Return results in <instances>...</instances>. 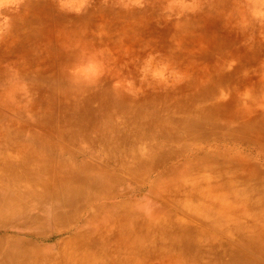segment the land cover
Masks as SVG:
<instances>
[{
  "label": "rangeland",
  "instance_id": "rangeland-1",
  "mask_svg": "<svg viewBox=\"0 0 264 264\" xmlns=\"http://www.w3.org/2000/svg\"><path fill=\"white\" fill-rule=\"evenodd\" d=\"M65 16L73 20L70 22L71 25L63 26L64 22L61 23V19L65 21ZM69 26L79 28L85 41L90 37L99 40L103 35V37L106 35L119 36L104 48L100 45L102 51H98V56L103 59L100 64L102 66L92 64L84 69L85 72L95 73L98 76L103 74L104 77L110 76L113 78L111 79L112 85L125 88L122 97L123 95L132 97L130 108L133 111L146 114L150 110L145 100L152 98L156 101V97H159V101L164 102L170 109L172 108L170 113H177L181 118L180 111L186 108L181 109L180 103L202 97L213 87L215 94L218 95L217 100H222L226 93L227 95L234 94L239 98H237L236 105L241 108L252 107L264 113V0H0V62L6 57L10 63L13 62L10 65L17 64L19 69L23 66L22 64H34L39 58L41 75L46 72L51 79L54 78L56 82H59L60 70L69 64L75 49L76 37L72 28H66ZM133 27L134 30H132ZM35 34L38 36L36 37ZM26 35L32 37L27 44L25 41L29 37ZM26 45L30 49L27 54ZM210 48L213 53H206V50ZM219 55H222V58H219ZM242 59L245 60V67H240L233 72L234 63ZM22 61L23 63L20 64ZM222 66L231 70L233 77H235L234 73H240L239 79L225 80L223 78L225 80L223 81L219 78L213 82L209 80L213 74L222 69ZM77 69L80 71L81 67ZM9 81L8 87H2L0 94L7 97L12 93L11 95L17 96V102L0 105V125L15 123L18 127L17 129L13 127L11 131L7 130L5 133L22 135V133L30 132L31 137L27 141L29 143L39 142L41 145L43 137L53 141L56 149L70 150L72 147L60 142L61 138L53 132L60 127L58 98L53 99L50 106L54 111V117L51 120L54 128L46 132V129L31 124L28 117L37 116L40 111L41 113L45 111L47 106L42 105L43 90L41 89V108L39 112L38 107L34 111V104L40 97L38 92L31 91H37V89L28 83L26 85L23 83L26 87H22L17 86L13 79ZM244 98L254 99L249 102ZM13 107H27L32 111L25 116L26 119L24 116L15 114ZM219 109L221 107H218ZM2 134L0 141L5 138V134L3 132ZM131 138L130 134L118 133L113 141L84 143L91 146L96 144L102 151L107 145L108 151H112L115 149V142H131ZM145 139L147 138L143 140ZM143 140L139 141L142 143ZM159 143L160 141L155 140L153 145L158 148L164 146ZM21 144L24 145V143ZM21 144L7 150L10 155L15 154L14 162L20 172L22 171L20 167L28 160L23 157L24 146ZM100 145L104 146L101 148ZM127 148V144L123 146L124 150ZM73 150L74 147L71 151ZM182 151L184 150L178 151L179 156L175 160L178 164L173 170L175 172L171 174L173 172L171 171L159 179L158 176L163 175L160 169L146 171L148 166L154 163L153 158L145 155L139 162L137 149H130L128 154L106 159L108 165H103L104 162L98 159L103 157L102 152L100 155L97 154L98 156L87 154L85 151H77L73 156L69 154H62V156V151L54 153L50 160L45 161L46 166L42 165L44 162L42 161V175H51L55 179L59 173L57 171L59 165L62 170H79L84 160L93 164V167H103L107 180H101L108 182L105 184L106 189L111 186L113 191L115 189L117 192L125 191L129 194L115 197L113 206L109 204L104 205L103 208H97L95 205L100 203L101 197L108 195L109 191L106 189L104 194H97L83 202L80 205L81 214L92 211L95 214L93 220L95 222H89L88 226H85L86 229L84 227L80 233L74 235L73 233L62 235L52 232L45 236L32 233L30 227L33 228L38 222L40 224L37 226H47L45 223L41 224L40 208L31 207L33 215H30L31 210H29L28 215L15 212L8 217L7 212L5 214L1 212H5L6 208L0 210V264H101L104 260L101 256L117 254L120 245H122V256L127 260L131 255L139 262H148L152 257H157L158 264H171V261L176 258L182 260L180 250L169 251L160 248L151 253L142 250L139 254L133 253L131 247L135 246V243L125 242L130 237L132 238V234L128 231L121 238L115 237L116 240L103 242L109 233L107 226L111 231L119 227L118 222H114L113 219L120 211L111 210L114 206H123L119 209L123 215L133 213L134 221L140 219L141 224L153 227L152 230L156 229L155 225L151 224L150 215L152 213L158 215L156 221L162 217L171 216L181 219L182 225L190 222L193 224L189 218L193 213L203 212L206 207L212 205L221 208L232 206L223 203L218 205L216 202L213 204L212 196L200 200L195 198L206 196L207 191L217 193L224 190L219 185L225 184L227 188H230L231 182L236 187L238 185L246 188L252 187L253 182L255 183L254 179L260 176L257 170L261 168V163L256 158L247 155L249 152L246 151L243 155L249 159L232 154V161L226 164L221 162V158L210 157V164H203V166L199 162V164H191L190 172L186 173L183 172L185 169L182 165L189 167L186 162L190 161L188 158L191 157L188 152L180 155ZM34 155H36L34 158H39L42 154L41 151L36 150ZM4 162L5 164L1 165L0 169L6 167V161ZM69 162L75 164V168L62 164H69ZM163 163L164 160L161 165ZM132 165L134 167L137 165V167L134 168ZM128 169L135 170V172L127 171ZM35 171L40 170H34L33 175H40ZM199 171L201 175L194 173ZM262 171L264 173V169ZM197 176H199L198 179L194 178ZM194 191L195 194H193ZM241 193L242 191L232 193V196H229L231 202L241 197ZM243 196L249 200V195L243 194ZM186 197L189 198L186 200ZM225 199L223 198V201ZM253 205L255 210L263 211L259 213H264L262 201L256 200ZM110 212L113 218L110 219L111 221H104V217ZM190 212L193 213L190 215ZM32 216L36 218L33 219ZM196 221L199 224L192 226L202 227L209 233V236L214 237L195 238L196 245L205 244L204 246L209 248L207 244L212 240L226 237L224 234L214 235L208 228L210 227L209 220ZM83 223V221L80 222L78 230ZM220 223L226 226L229 221L222 218ZM51 227L48 230L56 229L54 224H51ZM108 237L114 239L112 235ZM147 239H149L147 236L139 238L140 244L143 245ZM18 252L15 259L5 257V254ZM199 256V254L192 255L193 258ZM183 258L185 259V255Z\"/></svg>",
  "mask_w": 264,
  "mask_h": 264
},
{
  "label": "bare ground",
  "instance_id": "bare-ground-1",
  "mask_svg": "<svg viewBox=\"0 0 264 264\" xmlns=\"http://www.w3.org/2000/svg\"><path fill=\"white\" fill-rule=\"evenodd\" d=\"M64 19L65 21H63V18L61 19V23L64 22L63 26L71 25L70 22L73 20L67 17ZM66 28H72L74 31L76 37L75 49L69 64L60 70L61 73L58 75L59 82H56L54 78L52 80L49 75H46V72L42 73L43 76L41 75V61L39 58L34 64H22L23 61L20 62L23 66L19 69L17 64L15 66L10 65L13 62L10 63L6 57L0 62V93L2 92V87H8L11 79L17 83V86L26 87L24 84L28 83L37 89V91H29L38 92L37 94L40 98L34 104L33 110L35 111L38 107L39 112L41 108V89L43 90L44 101L42 105L47 106L44 112L41 113L40 111L37 116L30 117L28 113L32 111L31 109L13 107V109L15 108V114L22 117L28 116L31 124L33 123L39 128L46 129V132H50L54 128L51 125L54 111L50 106L52 100L58 98L60 111L58 122H60V127L57 130H53V132L61 138L60 142L66 146L74 147L73 151H71L72 148L70 150L56 149V144L53 141L43 137L41 138V145H39V142L29 143L27 141L30 140V132L22 133V135L7 134L5 133L7 130L11 131V128L18 126L15 123L0 125V137L3 136L2 132L5 134V138L0 141V166L5 164L4 160L6 161V167L0 169V210L6 208L5 212H1L4 214L7 212V217L12 216L15 212L28 215L31 207L34 209L40 208L41 224L45 223L47 226H37L40 224L38 222L33 228L30 227V231L36 235L45 236L52 232L62 235L78 234L86 225L88 226L89 222H95L93 221L95 214L92 211L81 214L80 205L97 194H104L105 184H108V182L101 180H107L103 167H93L90 162L82 160V168L79 170L66 171L62 170L59 165L57 178L54 179V176L51 175H42V161H44L42 165L46 166L45 161L50 160L51 156L56 152L61 153L62 151L61 155L69 154L70 156L75 155L77 151H85L87 154L92 155H100L102 152L104 154L103 157L98 159L104 162L102 163L103 165H108L106 159H113L114 156L128 154L130 149H137L139 162L145 155L153 158L154 163L150 164L146 171L160 169L163 175L160 174L158 179L176 169L178 162H175V160L179 156L178 151L180 149L184 150L180 155L188 152L191 157L188 158L190 161L186 162L190 169L182 165L185 169L183 172L186 173L190 172L191 164L198 162L202 166L203 164H210V157L221 158V162L228 164V162L232 161V154H236L234 155L236 157L241 156V158L249 159L243 155V153L249 152L247 155L256 158L261 163V168L257 170L260 176L254 179L255 183L253 182L254 185L252 187L246 188L238 185L237 188L230 181L232 185H230V188H227L225 184L219 185L224 190H220L217 193L207 191L206 196L195 198L200 200L207 196H212L213 204L216 202L218 205L223 203L232 206L221 208L212 205L206 207L208 211L190 212V215L193 213L189 216L193 224H190V222L185 225H182L181 219H175L171 216L162 217L156 221L158 215L152 213L150 218L151 224L155 225L156 229L154 230H152L153 227H146V224H141L140 219L134 221L133 213L132 215H123V212L119 210L123 206H114L111 210L117 209L120 211L113 219L114 222H118L119 227L115 231H111L107 226L108 236L112 235L114 239L106 236L103 242L121 238L128 231L132 234L133 239L130 237L131 239L129 238L125 242L135 243V246L131 247L135 254H139L140 250L151 253L160 248L169 251L180 250L179 253L182 255V260L176 258L171 261V264H264V213H259L263 211L255 210L253 205L256 200L264 203V173L262 171L264 169V113L256 111L252 107L241 108L236 105L238 97H235L234 94L227 95L226 93L222 100H217L218 95L215 94L213 87L202 97L185 100L184 103H180L181 109L186 108V110L180 111L181 118L177 113H170L172 108L170 109L164 102L159 101V97H156V101L152 100V98L145 100V104L149 106L148 109L150 110L146 114L133 111L130 108L132 97L124 95L122 97L125 88L122 89L120 86L112 85L111 79L113 78L110 76L104 77V74L98 76L95 73H87L84 69L92 64L100 65L103 61L98 56V51L101 50L100 45L104 48L107 44L114 42L117 36L106 35L103 37V35L99 40L89 36L90 39L85 41L79 28L75 26ZM132 30H134V27ZM35 33H37V30H35ZM35 36L37 37L38 35L35 34ZM26 37H29L25 41L27 44L32 37L30 35H26ZM26 48L27 54L30 49L27 45ZM212 51L210 48V50H206V53L212 54ZM219 58H222V55H219ZM245 65L244 59L234 63L233 72L236 69L238 70V68L240 69V67H245ZM78 67H81L80 71H78ZM234 74L235 77L232 76L231 70L222 66V69L213 74L209 80L213 82L219 78V80L222 79L223 81L239 79L240 73L236 72ZM146 77L149 76L146 75ZM11 94L7 97L0 94V105L2 103L16 104L17 96ZM244 99L251 102L254 98ZM153 107L155 108L154 110L152 109ZM218 107H221V109L218 110ZM118 133L130 134L132 136L131 142H115V149H112V151H108L107 145H100L101 148L103 146L105 148L102 151L96 144L91 146L84 143L113 141ZM144 138L147 139L143 140ZM139 140H143V142L141 143ZM155 140L160 141L159 145L163 144L164 146L161 148L156 147L153 145ZM21 143H24V145ZM19 144L24 146L22 152L24 159H28L27 163L20 167L22 169L21 172L14 162L16 159L15 154L12 153L10 155L7 151L13 146H20ZM126 144L128 148L124 150L123 146ZM36 150L41 151L42 155L39 158H34V156L36 157L34 155ZM29 157L33 158L30 159ZM154 158L158 159L155 160ZM163 160L164 163L161 165ZM249 162L251 163V160ZM62 164L66 167L75 168V164L70 162L69 164ZM132 166L134 167V165ZM34 170H40L35 171L40 173V175H33L32 172ZM127 171L135 172V170L130 169ZM199 172L194 173L201 175V171ZM198 177L194 178L198 179ZM111 189V186L106 189V191H109L108 195L101 197L100 203L98 202L95 205L97 208H103L104 205L109 204L113 206L115 197L129 194V192H117V190L114 189L113 191ZM240 191H242V196L240 195L241 197L231 202L229 196H232L231 194L234 192L239 193ZM193 194H195V191ZM243 194L249 195V200ZM188 198L186 197V200ZM223 198L226 199L223 201ZM112 213L110 212L105 216L104 221H111L110 219L113 218ZM30 215H33L32 210ZM184 215L186 216L185 213ZM32 217L33 219L36 218V216ZM222 218L228 220L229 224L226 226L222 225L220 223ZM203 219L209 220L210 223L208 225L210 227L208 228L211 229L214 235L224 234L226 236L225 238H218V240L209 242L207 244L209 248L204 246L205 244L196 245L195 238L214 237L209 236V233L204 228L192 226L199 224L196 220L201 222ZM82 221L84 223L78 230ZM51 224H54L56 228L54 231L48 230L52 228ZM142 236L149 238L144 241L143 245L140 244L141 240H139ZM158 238L166 239L159 240ZM121 246H119L117 254L112 253L101 256L104 260L108 259L105 262L103 260L101 264H158L157 257H152L148 262H139L136 257L134 258L131 255L130 259L127 260L122 256ZM17 254L19 252L9 255L5 254V257L15 259ZM194 254H199L200 256L193 258L192 255ZM184 255L185 259L183 258ZM84 258L86 257L84 256Z\"/></svg>",
  "mask_w": 264,
  "mask_h": 264
}]
</instances>
